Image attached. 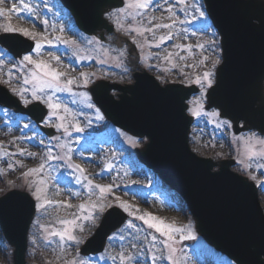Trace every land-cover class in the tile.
I'll use <instances>...</instances> for the list:
<instances>
[{
	"label": "rangeland",
	"instance_id": "374dc122",
	"mask_svg": "<svg viewBox=\"0 0 264 264\" xmlns=\"http://www.w3.org/2000/svg\"><path fill=\"white\" fill-rule=\"evenodd\" d=\"M25 2L31 5L32 14L20 6V0H8L7 3L0 4V8L6 12L15 6L20 17L19 19L16 15L0 17V33L3 32L4 26L11 23L13 27H23L37 33V40H40L41 36L47 37L52 44L49 46L47 40H40L43 48L39 55L35 47L37 41L26 37L34 42L30 55L33 59L45 60L57 71L65 73L61 77L62 84L66 83L67 79L76 81L71 85V93L66 90L45 89L43 92H37L42 99L34 100L31 95L33 84L23 83L26 77L30 78L33 66L27 64L21 66L22 59L15 61L0 48L1 85L19 98L22 104L23 100L20 95L13 92V89H27L24 96L29 103L38 101L48 108L44 101L51 97L53 103L61 106L55 115L48 108L50 112L43 124L55 131V135L48 139L26 118L14 116L0 108V193L4 194L11 189L29 192L22 174L29 169L38 168L43 163L44 171L39 178L47 181V198L71 205L67 208L63 206L36 208L27 236L26 264H66L73 259L83 261L84 264H119L120 252H124L125 255L140 254L143 264H152L150 249L159 254L163 249L160 241L164 237L154 229H149L137 218L144 213H150L168 223L174 222L177 227L190 225L195 235L193 222L183 202L174 193L164 189L165 185L134 159L132 150L142 147L145 140L131 139L112 128L102 131L100 136H91L92 129L83 128L84 122L73 112L74 101L85 105L82 106L84 111L94 112V107H87L89 103L86 104L88 98L85 93L86 88L92 83L98 80L117 84L130 83L132 74L141 70L153 76L160 85L170 82L181 83V80H185L183 83L185 86L198 87L199 93L187 103V114L194 119L189 139L191 151L201 157L209 156L213 160H233L234 167L231 171L248 178L259 187V203L264 212V158L257 156L249 160L247 152L249 146H254L256 152L264 150V145L257 142L264 139L255 133L234 138L230 125L218 117H213L212 113L215 111L203 110L204 95L208 87L206 82H203L202 88L201 84L196 83V79L203 76L201 73L210 71L213 84L214 71L219 64L214 65L213 61L220 62L218 38L210 28L205 15L201 17L198 12H193L191 7L181 11L183 5L177 4L176 0H168L167 3L165 0H151L148 8L144 10L129 8L127 7L129 0H124L120 9L125 11L117 13V10H112L106 14V19L113 26L114 32L109 35L103 34V40L99 42L97 37H86L78 32L71 16L57 4L56 0ZM186 2L189 6L197 3L202 10L199 0ZM169 8L175 13V20L168 19ZM137 11L142 14L135 15ZM109 13L113 15L110 16ZM45 20L47 24L44 23ZM159 24H171L173 27L159 28L157 27ZM132 28H151L153 31H144L140 35L129 31ZM116 30L120 34L115 32ZM169 33L171 39L160 40V37H167ZM121 34L125 38H133L135 44L129 42L130 46L125 45ZM58 36L61 39H56ZM63 41L72 43L65 44ZM156 44H159V47H155ZM177 45H181V48H177ZM53 56L58 57V63L52 59ZM82 73L89 78L86 86ZM201 105V114L193 115V111L200 110ZM64 108L69 110L68 113L64 112ZM57 115L65 117L63 123L68 127L70 134H66L63 128L57 130L56 125L61 123ZM46 120L48 123H45ZM74 123H78L83 131L77 132L72 127ZM99 125L101 129H108V124L104 120H99ZM20 152L24 154L20 155ZM49 154L51 159H48ZM65 154L71 155L70 162L67 161ZM69 163L79 164L85 169L84 175L92 180L93 185L112 186V192L105 194V199L99 201L100 203L116 206L115 197L119 196L121 200L131 205L130 211L127 212L120 208L127 214V221L111 235L112 239L109 238L104 252L93 259H83L78 255V249L81 243L92 235L102 212H95L96 219L93 223L83 219L88 213L81 212L78 206L98 202L101 194L96 188L90 190L87 180L70 167ZM9 165L12 167L9 168ZM253 176L256 177L255 180L252 179ZM31 197L35 200L32 195ZM43 202L36 201L38 205ZM73 219L76 220V225L83 226L82 232L76 225L60 223L61 220ZM129 223L133 226L129 227ZM65 228L74 229L72 234L80 240L79 244L68 240L61 242L59 237L49 235L53 230L63 231ZM152 236L157 237L155 248L151 244ZM195 237L181 239L179 235L176 236V256L180 264H231L227 260L224 261L223 257L219 258L217 254L212 253L199 237L196 235ZM133 245L136 247L133 248ZM11 252L0 234V264H11ZM164 254H167L166 250ZM112 256H117L115 262L111 259ZM158 264L168 262L163 260Z\"/></svg>",
	"mask_w": 264,
	"mask_h": 264
},
{
	"label": "water",
	"instance_id": "95a60500",
	"mask_svg": "<svg viewBox=\"0 0 264 264\" xmlns=\"http://www.w3.org/2000/svg\"><path fill=\"white\" fill-rule=\"evenodd\" d=\"M60 1L88 35L105 28L102 15L121 5L119 0ZM203 1L221 37L223 59L216 84L207 93L206 110L217 109L220 118L232 123L235 134L256 130L264 135V2ZM12 38L23 44L22 51L12 42L4 44L15 56L30 51L31 44L16 36ZM134 78L136 83L125 88L96 84L90 89L94 102L115 126L135 137L149 139L144 149L137 152L139 160L183 196L199 235L236 264H264V220L256 190L228 171L231 163L221 162L219 171L211 173L215 164L199 160L188 151L191 119L185 115L184 103L196 90L180 86L162 89L145 74ZM110 90L121 92L119 101H113ZM0 104L22 111L36 122L44 114L41 108L22 110L1 89ZM240 122L242 128H238ZM13 193L10 199H0V226L15 248L14 264H23L24 236L33 203L27 195ZM124 220L125 216L116 209L107 212L81 254L100 252L106 237Z\"/></svg>",
	"mask_w": 264,
	"mask_h": 264
},
{
	"label": "snow or ice",
	"instance_id": "6c2138e0",
	"mask_svg": "<svg viewBox=\"0 0 264 264\" xmlns=\"http://www.w3.org/2000/svg\"><path fill=\"white\" fill-rule=\"evenodd\" d=\"M7 2H8V0H0V4H4ZM150 2H151V0H129L127 7L133 8L136 10H144V9L148 8ZM167 2H168V0H165V3H167ZM176 2H177V4L183 5V7L181 8V11H185L186 9L191 7L193 12H198L201 17L204 16V12L201 10V8L199 7V5L197 3H193L189 6L187 4L186 0H176ZM20 6L24 9H26L30 14L33 13V9L31 7V5L26 3L25 0H20ZM122 11H125V9H117V13L122 12ZM167 11L170 13L168 19L175 20V13L172 12L171 8L167 9ZM141 14L142 13L140 11H137L135 13V15H141ZM11 15H16L17 19L20 18L19 13H18V9L15 6L12 7L10 9V11H7V12L3 8H0V17H7V16H11ZM109 15L111 16V15H113V13H109ZM133 18H135V17H133ZM44 23L47 24V20H45ZM149 23H151V21H149ZM157 27L171 29L173 27V25H171V24H159V25H157ZM2 31L5 34L19 33L25 37H29L32 40L37 41L36 45H35L37 55L40 54V50L43 48V44L40 42V40H47V37H44V36H41L40 40H37V36H38L37 33L30 31V30L23 28V27H13L11 25V23L4 26L2 28ZM61 31H63V29H61ZM129 31H134L137 34L142 35L144 31L151 32V31H153V29H151V28H146V29L132 28V29H129ZM171 38H172L171 33H169V35L167 37H164V36L160 37V40L163 41L165 39H171ZM56 39H61V37L58 36V37H56ZM63 42L65 44L72 43L71 41H63ZM47 43L49 44V46H51L52 41L47 40ZM155 47H159V44H156ZM176 47L181 48V45H177ZM188 50L190 51V48ZM52 59L56 60L57 63L59 62L58 57L53 56ZM206 59H207V57H205V60ZM201 63H203V61H201ZM216 63H219V61L218 60L213 61L214 65ZM25 64L32 65L33 69H34L30 73V78L26 77L23 81V83L25 85H27L29 83L33 84V90H32L31 95H32V99H34V100L42 99L41 97H39L37 95V92H43L45 89L66 90V91L71 93V91H72L71 85L76 83V81L73 79H67L66 83L62 84L61 83V77H63L65 75V73H63L61 71H57V69L53 68L50 63L46 62L43 59H33V57L31 55H24L22 57V60H21V66H25ZM81 75L83 76L84 84L86 86L89 78L86 74L82 73ZM10 76H11V73H9V77ZM211 76H212V73L210 71L204 72L202 77H197L196 83L201 84V87L203 88L204 87L203 82H206L207 87L211 88L212 87ZM26 91H27V89H19V90L13 89V92L20 95L24 104L27 105L30 101L27 98H25V96H24V93ZM44 102L47 103L48 108L50 110H52V113L54 115L57 113V111L61 107L59 104L53 103L51 97H48L47 100H45ZM87 107L93 108L94 105L89 103L87 105ZM63 110L65 113H68V111H69L67 108H64ZM201 111H202V105H201L200 110L193 111L192 114L195 116H199L201 114ZM212 115H213V117H218L219 113L213 112ZM95 116H96V119H98V120L103 119V116L100 114V110L98 108L96 109ZM57 119L61 121V123L56 125L57 130L63 128L64 132L66 134H70L68 131V127L63 123V121L65 120V117L57 115ZM45 123H48V121L46 120ZM225 123H227V122H225ZM25 127H28V125H25ZM72 127H74L77 132L83 131V129L80 127V125L78 123H74L72 125ZM253 138H255V137H253ZM257 142L260 143L261 145H264V140H258ZM69 151H70V149H69ZM247 152L249 153L248 154L249 160H252L253 158H255L257 156L264 158V150H261L260 152H256L254 149V146H249L247 149ZM19 154L23 155L24 153L20 152ZM65 155H66L67 161L70 162L72 159L71 155H68V154H65ZM51 158L52 157L49 154L48 159H51ZM69 166L72 167L75 171L79 172L81 174V176L83 177V179L87 180L88 187L90 190L92 188H96L99 190V193L101 194L98 198V202L90 203L87 205L81 204L78 206V208L81 212L87 211V213H88L87 216L83 217V219L92 221L94 223L95 219H96L95 212L96 211L103 212L106 207H109V205H105L104 203H100L99 201H103L105 199V194L112 192V186L111 185H108V186L93 185L92 180L89 179L86 175H84L85 169L81 168V166L79 164L69 163ZM11 167H12V165H9V168H11ZM43 171H44V164L41 163L38 168L29 169L27 172H24L22 174L23 179L27 182V186H28L30 193L35 198V200L36 201H41V200L44 201L43 203H40L38 205V207L40 209H45L47 206H54V207L63 206L66 208L71 207V205L67 204L66 202H64V203L55 202V201L47 198V181H46V179L39 178L40 174ZM30 178H33V179H30ZM252 179L255 180L256 177L253 176ZM14 195H15V193H12L10 196H5V199H10L11 196H14ZM115 199L117 201V205H116L117 207L122 208L126 212L130 211L131 205H129L126 202H124L123 200H121L119 196L115 197ZM137 218L140 219L141 221H143V223L149 229H154L155 232L159 233V235L161 237H164V239L160 241V244L163 245V249L160 250L159 254H157L156 251H152L150 249V252H151L150 259L152 261V264H158L159 261H163V260H166L168 262V264H180V261L178 260V258L176 256V251H177V249L175 248L176 236L179 235L181 239H195L196 237L191 230V226L187 225V226L177 227V226H175L174 222L168 223V222L164 221L163 219L158 218V217H156L150 213H144ZM60 223L65 224V225H69V224L70 225H76V220L75 219H73L71 221L61 220ZM76 226L80 228L81 232L84 230L83 226H79V225H76ZM128 226L132 227L133 225H131V223H129ZM73 230L74 229H70V228H65V230H63V231L53 230V231L49 232V235L53 236V237H59V240L61 242L68 240V241H72L76 244H79L80 240L75 235L72 234ZM45 231H47V229H45ZM145 238L147 239V237H145ZM110 239H112V237H110ZM156 242H157V237L152 236L151 237V244H152L153 248L156 247ZM48 243L50 244L51 241H48ZM132 247L135 248L136 245H133ZM61 248L63 249V244H61ZM164 250H166V252H167L166 255L164 254ZM118 258H119V264H143V261L140 258V254L125 255L124 252H120V253H118ZM111 259L115 262L117 260V256H112ZM66 264H84V262L73 259L72 261L66 262Z\"/></svg>",
	"mask_w": 264,
	"mask_h": 264
}]
</instances>
